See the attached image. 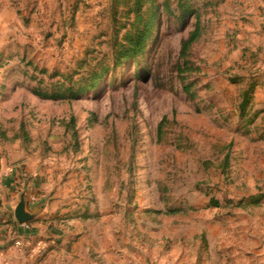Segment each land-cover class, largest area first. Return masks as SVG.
I'll return each instance as SVG.
<instances>
[{"label": "rangeland", "instance_id": "obj_1", "mask_svg": "<svg viewBox=\"0 0 264 264\" xmlns=\"http://www.w3.org/2000/svg\"><path fill=\"white\" fill-rule=\"evenodd\" d=\"M226 9V0H142L139 11L136 0H66L34 21L0 12V179L12 167L18 194L36 186L66 207L63 244L26 256L264 264V52ZM152 15L145 52L117 64Z\"/></svg>", "mask_w": 264, "mask_h": 264}, {"label": "crops", "instance_id": "obj_2", "mask_svg": "<svg viewBox=\"0 0 264 264\" xmlns=\"http://www.w3.org/2000/svg\"><path fill=\"white\" fill-rule=\"evenodd\" d=\"M65 5L66 0H0V12L12 15L19 9L23 16L34 21L47 17L50 13H59L65 9ZM226 7L232 17L240 21L242 34L249 39V47L253 51L264 52V0H226ZM11 170L12 167L9 168V173L2 172L0 179V264H37L36 259L26 256L32 247L40 242L44 243L47 246L46 255L53 253L64 242V235H61V230L57 227L60 214L66 210L64 197L57 200V193L35 188L36 186L24 190L23 195L37 201L32 202L25 198L26 210L35 216L27 222L30 227L26 229L15 218V209L22 195L18 193L22 187L18 184L20 178ZM69 209L72 210V207ZM18 241L23 243V249L16 244ZM80 246L81 242H76V249ZM83 250L88 254L91 248ZM77 254L76 250V260L83 257Z\"/></svg>", "mask_w": 264, "mask_h": 264}, {"label": "trees", "instance_id": "obj_3", "mask_svg": "<svg viewBox=\"0 0 264 264\" xmlns=\"http://www.w3.org/2000/svg\"><path fill=\"white\" fill-rule=\"evenodd\" d=\"M142 6V0H136V11H139L140 8ZM186 11L188 12L189 9L188 7H186ZM154 18L155 15L150 16L145 22H144V27L142 29V31L135 37L130 39L128 45L126 47H124L121 51H119L118 55H117V64H122L124 61H129L132 58H135L139 55H142L147 46L148 43L152 37V29L154 26ZM196 36V32H192L189 41H193L195 39ZM104 71H102L101 73H97L94 77V79L92 80L91 83L81 87L79 89L78 92L72 93V89L69 90L71 96H73V98H76V95L80 94V93H84L89 89H93L95 88L98 84L100 79L103 77L104 75ZM36 94L38 95H42L45 98L51 99V98H63L64 95L62 93H55L52 95H46L41 93L40 91L36 90L35 91Z\"/></svg>", "mask_w": 264, "mask_h": 264}, {"label": "water", "instance_id": "obj_4", "mask_svg": "<svg viewBox=\"0 0 264 264\" xmlns=\"http://www.w3.org/2000/svg\"><path fill=\"white\" fill-rule=\"evenodd\" d=\"M14 214L19 223H27L34 219V214H31L26 210V200L24 198V195H22Z\"/></svg>", "mask_w": 264, "mask_h": 264}, {"label": "built area", "instance_id": "obj_5", "mask_svg": "<svg viewBox=\"0 0 264 264\" xmlns=\"http://www.w3.org/2000/svg\"><path fill=\"white\" fill-rule=\"evenodd\" d=\"M22 225L23 226H25V228L26 229H29V225H28V223H22ZM19 247L21 246H23V243H21V242H17L16 243ZM22 249H23V247H22ZM45 249V244L44 243H42V242H40V243H38L36 246H34V247H32V249H31V252L33 253V254H39V253H41L43 250Z\"/></svg>", "mask_w": 264, "mask_h": 264}]
</instances>
